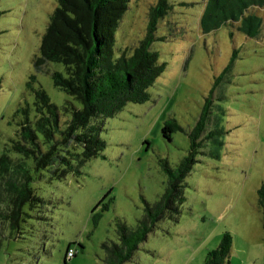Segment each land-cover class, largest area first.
Returning a JSON list of instances; mask_svg holds the SVG:
<instances>
[{
	"label": "rangeland",
	"instance_id": "obj_1",
	"mask_svg": "<svg viewBox=\"0 0 264 264\" xmlns=\"http://www.w3.org/2000/svg\"><path fill=\"white\" fill-rule=\"evenodd\" d=\"M158 0H131L116 31L112 60L125 50L132 55L145 37L148 12ZM172 9L159 21L151 49L166 63V71L148 89L150 99L128 103L102 124L104 152L81 167V174L53 178L49 169L34 170L32 186L44 202L25 206L24 220L10 234L0 221V264H102V243L117 240L115 219L136 225L144 213L143 198L155 201L163 193L167 174L161 159L176 166L190 149L186 132L172 140L162 127L175 118L188 132L213 93L208 132L199 162L186 179V201L177 222L164 218L126 264H204L207 254L232 235L228 264H264V218L258 190L264 185V6H250L244 19L217 27L205 15V0H169ZM59 0H0V156L10 151L24 119L21 107L34 111L32 76L61 108L62 120L80 102L54 85L52 72L66 73L51 61L41 70L42 36ZM254 13L262 21L250 20ZM203 19V22H202ZM237 54L232 62L233 55ZM226 68H228L227 71ZM68 107L69 110H66ZM34 115V112L32 113ZM111 190L108 210L94 206ZM78 253L66 262L68 245Z\"/></svg>",
	"mask_w": 264,
	"mask_h": 264
},
{
	"label": "trees",
	"instance_id": "obj_2",
	"mask_svg": "<svg viewBox=\"0 0 264 264\" xmlns=\"http://www.w3.org/2000/svg\"><path fill=\"white\" fill-rule=\"evenodd\" d=\"M130 2L59 0L51 13L35 66L42 70L48 62L63 63L66 73L52 72L54 85L77 99L80 107L72 105L70 118L63 121L60 106L51 100L41 85L34 86L36 77L32 76L27 82V87L34 93V111L29 105L18 109L24 119L10 148L17 156L7 152L0 156V221L7 224L10 234L20 229L26 205L35 208L44 202L32 186L34 176L28 160H32L36 172L49 169L53 178L61 179L71 172L81 174L80 167L100 156L107 147L101 137L102 123L93 122V118L112 117L130 102L148 101L149 87L166 71V63L159 61V53L151 46L157 39L159 21L172 9L169 0H158L150 7L145 37L134 48L133 54L128 55L125 50L117 60H112L116 31ZM205 3V15L213 19L211 27L230 19L242 18L247 22L244 14L250 6H264V0H205ZM2 14L0 11V17ZM249 18L262 21L257 13ZM236 57L235 53L232 62ZM222 77H218L215 87ZM215 87L206 97L191 131L188 132L175 118L164 122L162 133L165 138L172 140V135L178 131L188 134V154L175 167L167 159H161L168 177L163 193L152 202L143 198L144 213L135 226L123 218L115 219L117 240L108 239L102 243V264H126L158 222L164 218L174 222L179 220L186 201V179L199 162L204 140L212 133L208 132V122ZM110 192L107 191L94 206L95 223L101 217L97 209L101 206L102 211L108 210L114 201L113 197L106 201ZM258 197L264 218V185L258 190ZM232 242L231 233L225 232L218 247L208 252L204 264H228ZM72 245H68L67 250ZM65 260H70L67 252Z\"/></svg>",
	"mask_w": 264,
	"mask_h": 264
},
{
	"label": "built area",
	"instance_id": "obj_3",
	"mask_svg": "<svg viewBox=\"0 0 264 264\" xmlns=\"http://www.w3.org/2000/svg\"><path fill=\"white\" fill-rule=\"evenodd\" d=\"M77 254V250L74 247H71L67 250V256L69 259L73 258Z\"/></svg>",
	"mask_w": 264,
	"mask_h": 264
}]
</instances>
